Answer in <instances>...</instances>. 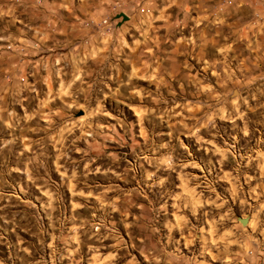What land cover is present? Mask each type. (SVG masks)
Returning a JSON list of instances; mask_svg holds the SVG:
<instances>
[{
	"label": "rangeland",
	"instance_id": "374dc122",
	"mask_svg": "<svg viewBox=\"0 0 264 264\" xmlns=\"http://www.w3.org/2000/svg\"><path fill=\"white\" fill-rule=\"evenodd\" d=\"M0 264H264V0H0Z\"/></svg>",
	"mask_w": 264,
	"mask_h": 264
},
{
	"label": "water",
	"instance_id": "95a60500",
	"mask_svg": "<svg viewBox=\"0 0 264 264\" xmlns=\"http://www.w3.org/2000/svg\"><path fill=\"white\" fill-rule=\"evenodd\" d=\"M119 14L122 15L123 19L128 17L127 14L124 12H120ZM238 218L241 220V222H245V217L239 216Z\"/></svg>",
	"mask_w": 264,
	"mask_h": 264
},
{
	"label": "bare ground",
	"instance_id": "6f19581e",
	"mask_svg": "<svg viewBox=\"0 0 264 264\" xmlns=\"http://www.w3.org/2000/svg\"><path fill=\"white\" fill-rule=\"evenodd\" d=\"M245 221H247V219L245 218Z\"/></svg>",
	"mask_w": 264,
	"mask_h": 264
}]
</instances>
